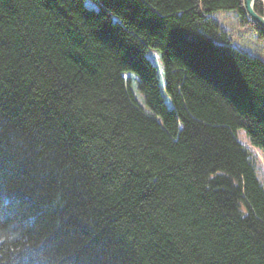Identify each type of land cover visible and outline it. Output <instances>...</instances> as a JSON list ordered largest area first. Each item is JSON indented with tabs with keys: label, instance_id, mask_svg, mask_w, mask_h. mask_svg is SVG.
<instances>
[{
	"label": "trees",
	"instance_id": "16d2710c",
	"mask_svg": "<svg viewBox=\"0 0 264 264\" xmlns=\"http://www.w3.org/2000/svg\"><path fill=\"white\" fill-rule=\"evenodd\" d=\"M94 1L0 0V264H264V29Z\"/></svg>",
	"mask_w": 264,
	"mask_h": 264
},
{
	"label": "rangeland",
	"instance_id": "374dc122",
	"mask_svg": "<svg viewBox=\"0 0 264 264\" xmlns=\"http://www.w3.org/2000/svg\"><path fill=\"white\" fill-rule=\"evenodd\" d=\"M85 4L89 8L100 9V6L94 0H85ZM261 5H262V10L264 12V0H261ZM147 54H148V57L152 60L153 64L157 68V72H158V75L160 78L161 90L163 92V95L165 96L167 104L169 105V107H172V102L169 99L168 94L166 92V88H165L164 67H163L162 60H161L160 56H158V53H156L152 49H150ZM132 76L134 77V81L129 86H130L131 91L133 92V95L135 96V98L138 101L140 106H142L146 111H150L148 105L146 104L144 96L138 87V83L136 81L137 75L132 73ZM125 77H127V75ZM239 137L242 140V142L251 151L252 157L254 158V161L257 164V169H258V174H259L260 180L264 184V156L262 155V153L258 149L252 147L249 144L244 130L239 131Z\"/></svg>",
	"mask_w": 264,
	"mask_h": 264
},
{
	"label": "water",
	"instance_id": "95a60500",
	"mask_svg": "<svg viewBox=\"0 0 264 264\" xmlns=\"http://www.w3.org/2000/svg\"><path fill=\"white\" fill-rule=\"evenodd\" d=\"M257 0H245V7L248 15L264 29V12L262 14L256 11Z\"/></svg>",
	"mask_w": 264,
	"mask_h": 264
}]
</instances>
